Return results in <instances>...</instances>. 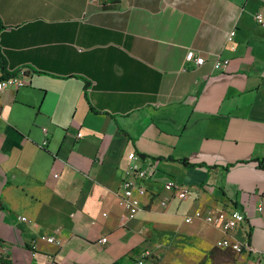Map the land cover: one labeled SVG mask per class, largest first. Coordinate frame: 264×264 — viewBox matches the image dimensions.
<instances>
[{
    "label": "crops",
    "instance_id": "crops-1",
    "mask_svg": "<svg viewBox=\"0 0 264 264\" xmlns=\"http://www.w3.org/2000/svg\"><path fill=\"white\" fill-rule=\"evenodd\" d=\"M257 11L264 0H0V78L28 75L0 91L8 264H130L142 253L157 264L264 263ZM188 51L204 62L186 63ZM130 152L154 172L129 218L116 193ZM169 181L189 196L164 189ZM222 210L243 213L228 236L251 251L216 248L217 226L184 222Z\"/></svg>",
    "mask_w": 264,
    "mask_h": 264
},
{
    "label": "built area",
    "instance_id": "built-area-1",
    "mask_svg": "<svg viewBox=\"0 0 264 264\" xmlns=\"http://www.w3.org/2000/svg\"><path fill=\"white\" fill-rule=\"evenodd\" d=\"M254 22L264 28V13L257 11L252 16ZM235 32L233 29L229 30V47L233 50V39ZM228 64V60H227ZM27 74L23 70H19L15 74L6 75L0 78V91L5 88H19L27 85ZM43 134L46 133L45 127H40ZM75 137H79V133L76 132ZM46 144V139L43 138L40 142V146L43 147ZM127 165L123 169L122 178L119 183V189L116 193L118 204L126 212V215L130 218L140 210L138 196L143 195L146 191L144 182L149 179H153L154 167L149 166L148 168H141L137 164V155L135 152H130L127 155ZM163 187V182H162ZM159 205H162V199L158 201ZM244 219L243 213L233 211H218L217 228L223 232V237L216 241V248H226L233 253H244L251 251L248 243L233 241L229 238V234L234 231ZM19 220L26 221L24 216H20ZM47 242L58 244L50 236H40ZM105 237H101L99 242H104ZM263 256L258 255L252 264H264L262 262ZM130 264H157L151 256L147 253H142L136 257Z\"/></svg>",
    "mask_w": 264,
    "mask_h": 264
},
{
    "label": "bare ground",
    "instance_id": "bare-ground-1",
    "mask_svg": "<svg viewBox=\"0 0 264 264\" xmlns=\"http://www.w3.org/2000/svg\"><path fill=\"white\" fill-rule=\"evenodd\" d=\"M227 43H229V34L227 36ZM185 62L190 63L193 67L199 66L204 62V58L200 56H195L192 51H188L185 55ZM227 66V60H214L212 62L213 69H224ZM163 188L169 191H173L178 199H184L189 196L188 189L176 184L175 182L169 181L163 185ZM162 205L165 202L162 201ZM192 219H199L205 223L217 226L218 211H195L190 217H186L184 222H189ZM216 246V244H215Z\"/></svg>",
    "mask_w": 264,
    "mask_h": 264
},
{
    "label": "trees",
    "instance_id": "trees-1",
    "mask_svg": "<svg viewBox=\"0 0 264 264\" xmlns=\"http://www.w3.org/2000/svg\"><path fill=\"white\" fill-rule=\"evenodd\" d=\"M0 70H1L2 72H3V70H4V62H3V60L1 59V57H0ZM258 165H259L261 168H264V164H263V163L259 162ZM0 264H8L7 261L5 260V258L2 257L1 255H0Z\"/></svg>",
    "mask_w": 264,
    "mask_h": 264
}]
</instances>
